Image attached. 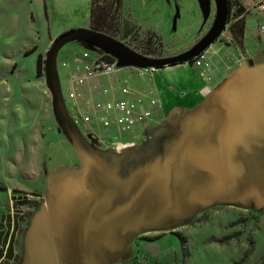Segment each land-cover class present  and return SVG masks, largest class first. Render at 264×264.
<instances>
[{
    "label": "rangeland",
    "instance_id": "rangeland-1",
    "mask_svg": "<svg viewBox=\"0 0 264 264\" xmlns=\"http://www.w3.org/2000/svg\"><path fill=\"white\" fill-rule=\"evenodd\" d=\"M49 1L64 10L58 17L61 23L72 22L76 28L92 29L88 14L90 0ZM244 1H231L226 25L213 42H221L231 51L230 46L236 48L235 54L229 56L236 69L255 66L257 63L252 60L264 42L259 28L246 29L247 16L255 13L252 8L259 0L253 4ZM95 5L96 18L103 24L99 32L151 58L175 56L193 48L209 33L220 12L218 0H95ZM28 6L23 0H0V214L6 219L13 202L18 203L19 209L15 212L19 213L15 215H19L21 223L16 258L5 259L4 264H20L23 258L26 233L40 204L45 201L40 188V172L46 169V163L50 168L59 161L74 163L72 142L65 127L74 128L75 137L88 143H92L94 137L100 138L96 146L103 149L115 145L119 149L125 144L151 146L149 134L157 138L166 120L176 124L182 117L180 105L164 98V89L161 95L152 91L153 78L168 67H177L179 73H198L202 78L208 77L210 69L198 65L195 59L154 69L152 66L124 65L109 74L96 71L79 83L74 78L81 76L85 65L92 66L101 57L120 60L125 54L117 48L108 51L91 40L70 39L61 45L54 60L63 106L71 124L64 127L55 110L47 74L49 50L62 33L49 41L42 36L39 49L33 47L24 51L34 39L38 40L31 29ZM69 6L76 10L67 13L65 8ZM240 8L243 12L237 17ZM240 18L245 20L243 37L236 25ZM213 44L203 53L205 60L210 62V55L217 53ZM39 54L44 57L42 76L36 74ZM243 84L250 86L245 80ZM126 86L131 93L123 92ZM40 91H46L44 96ZM71 92H76V97L71 98ZM210 94L201 95L206 100ZM126 95L137 102L140 110L151 99H156L152 119L137 124L132 128L136 129L134 132L115 125L105 127L97 122L95 108L99 103L117 101ZM245 95L244 91L238 92V105L248 101ZM72 108L92 115L91 123L74 125ZM53 123L60 130L55 129V145L47 130ZM248 126L256 127L257 124L244 122L238 129L243 133ZM215 138L213 147H198L169 137L164 154L162 147L154 150L155 159L149 169L133 170L136 177L131 181L129 172L123 174L121 181L126 193L135 189L133 197L136 203L140 201V214L144 217L150 214L151 220L148 226L133 232V239L119 264H263L264 210L250 207L264 205V141L259 139L262 144L253 146L237 145L235 150L229 151L218 145L217 132ZM240 141H244L243 138H239ZM58 145L61 150L69 147L70 154L64 152L58 156L60 153L54 149ZM226 153L236 156L227 160L223 158ZM61 168L66 169L65 165ZM119 168L130 171V162ZM181 188L193 190L195 194L189 192L188 202L179 205L172 201L171 193ZM18 198L23 199V204L16 200Z\"/></svg>",
    "mask_w": 264,
    "mask_h": 264
},
{
    "label": "crops",
    "instance_id": "crops-1",
    "mask_svg": "<svg viewBox=\"0 0 264 264\" xmlns=\"http://www.w3.org/2000/svg\"><path fill=\"white\" fill-rule=\"evenodd\" d=\"M23 1L29 5L31 29H33L35 36H38V40L34 39L24 51L29 48L32 50L33 47L39 49L42 36H44L45 41H49L59 33L72 29V27L76 28L72 22L61 23V19L58 17L64 14L62 13L64 10L53 3L50 4L49 0ZM257 1L245 0L244 2L253 4ZM91 5L92 0H90V13L88 11L90 24ZM65 9L67 13H72L73 10H76V7L71 8L69 6ZM252 12L255 13L249 14L246 20V29L248 30L254 27L260 28L264 24V9L255 5ZM84 25L87 26V24ZM213 46H215L214 50L217 53L210 55L211 62L207 78H202L198 73L188 74L186 71L179 73L176 71L177 67H168L162 73L157 74L153 78L154 83L152 86L150 85L152 91L160 95L162 89H164V98H168L171 101L170 103L175 102V104L180 105L181 119L187 115L182 126L189 129H211L216 122L222 124V121L223 123L228 121L227 119H231L230 116L235 115L237 112L236 91L231 93L230 82L232 80L230 77L239 68L236 69V64L229 58L230 55L235 54L236 51L234 50L236 48L230 46L233 50L231 51L221 42H216ZM206 50L203 52H206ZM254 59L252 61L257 64L248 66V68L255 69L260 66L259 75H257L258 72L252 71L250 75L245 73L244 76L245 80L251 82V85L254 86L253 96L257 100L255 105L247 107L246 112L260 114L262 125H264V42L260 52L255 54ZM145 86L148 87V85ZM206 86L210 88L209 92L211 93L208 97L211 98L208 105L205 103L207 99H203L201 95ZM45 93L46 91H40L42 96ZM201 100L203 103H201ZM145 106L151 108L154 112V105H151L150 102ZM227 116L228 118H226ZM210 122L214 125H211ZM232 122L233 120H230L229 124L224 125V129H228L229 137L235 138V118L234 123ZM201 124L211 126L201 127ZM54 127L53 123L47 130L48 135L52 136L51 141L55 145L57 139L55 129L57 132H60V130L58 127ZM130 130L134 132L136 129ZM99 139L97 137L91 139L92 143L90 144L95 149L104 152L109 150L122 152V149H117L115 144L113 145L116 147L106 146L104 149L96 146L100 143ZM128 142L129 144L132 143L129 140ZM71 147L72 154H74V163L68 164L59 161L51 168L46 163V169L42 174L40 172V188L44 192L43 199L45 201L40 204L38 210V212L40 211V223L36 227L35 234L29 236L28 233L33 220L26 233L24 254L20 264H119L120 259H123L125 255L123 220L121 226H119L117 218L108 217L106 219V217L101 216V213L105 211L101 210L105 202V207H108L107 200L104 199L101 192L94 195L90 181L82 175V159L73 144H71ZM54 149L55 152L60 153L58 156L63 155L64 152L70 154L69 147H64L61 150V145H58ZM63 165L66 169L61 168ZM16 200L23 201L19 198ZM43 205H46V207L43 208ZM18 206V203L13 202L12 211L5 216L6 219H3V214H0V261H3V263H5V259L14 260L16 258L17 232L21 228L19 215H15L19 213V211L15 212L16 209H19ZM250 208L254 209V207ZM258 209L264 210V208H256V210ZM10 244H12L14 252L12 257H9L6 253ZM1 249L3 252H1Z\"/></svg>",
    "mask_w": 264,
    "mask_h": 264
},
{
    "label": "water",
    "instance_id": "water-1",
    "mask_svg": "<svg viewBox=\"0 0 264 264\" xmlns=\"http://www.w3.org/2000/svg\"><path fill=\"white\" fill-rule=\"evenodd\" d=\"M218 2L220 6V12L218 19L214 24V26L212 27V29L193 48L179 55L165 57V58L145 57L126 48L115 39L114 40L120 45L119 47H107L105 45L103 46L108 51H112L115 48H117L122 53L125 54V57H122L123 59L118 60L119 66L135 65V66L158 67L169 64L188 62L191 59L198 56L199 54H201L203 51H205L214 42V40H216V38L220 35L222 30L224 29L228 18L229 5L227 0H218ZM77 33H87L89 35L94 36V35H102L103 32H99L97 30L89 29V28L69 29L63 32L55 39L49 50L48 58H47L48 82L52 88L56 113L59 116V120L62 122V124H64V127L65 125L70 127L71 124L69 121V117L67 116L65 107L63 106L62 94L59 86V78L54 63L56 53L58 52V49L61 47V45L70 39L82 38L98 43L97 41H94L93 39L88 37H75ZM53 48L55 50L53 56L50 58V52ZM134 56L137 57L141 62H137L136 61L137 59L135 58L136 59L135 60ZM50 66L54 70V74L56 76L55 84L57 91L53 84L52 76L49 70ZM260 69H261L260 66L256 67L255 69L243 67V69H239L232 73V77H230V79L232 80L230 82V90L231 93H233V91H236L235 101L237 106V112L235 115H231L230 116L231 119L230 118L227 119L228 121L224 123L222 121V124H220V122H216L214 125L212 122H210L211 125H214V127H212L211 129H197V128L189 129L186 128L185 126H182L183 120L186 119L187 117L186 115L182 119L180 118V120L176 124H174L170 120H166V123H164L165 125L159 129L157 133V138L153 134H149L148 138L150 142H152L151 146H148V144L143 146L127 145L122 149V152L114 151V150H109L104 152L95 149V147L92 144L88 143L83 138L78 136L75 137L76 130L74 128L65 127L66 133L70 137L72 144L74 145L77 153L82 159V166H83L82 175L84 177H87L88 180L90 181L94 195H97L98 192H101L104 199L107 200L108 207H105L106 204L105 202L104 203L105 208L104 207L101 208V210H105V211L104 213H101V216L106 217V219L108 217L112 219L117 218L119 226H121V222L123 220V227H124L123 242H124L125 250L129 242L132 241L133 239V232L136 230H140L143 226H148L151 220L150 219L151 216L150 214H148L144 217L140 214V209H141L140 201L138 200V203H136V200L133 197L135 189L133 188L128 193H126L124 188V183L121 181L124 178L123 174L129 172V177L131 178L130 179L131 181L136 177V175L132 174L133 170H137L139 167L143 169H149L155 159L154 150L159 147H162L161 150L162 153L164 154L166 152V149L168 148L169 143L167 140L169 137L174 138V140H186L187 143H189V146L199 145L198 147H202V146L213 147L215 145L214 141L216 140L215 133L217 132L220 137V142H218V145L225 147V149L228 148L229 151H231V149L235 150L237 145L246 144L253 146L255 144H262L261 142H259V139H261V141H264V125H262L261 115L256 113L246 112L247 107L251 105L252 106L255 105L256 103L255 101L257 99L254 98L253 96L254 86L251 85V82L246 81L244 76L245 73L250 75L252 71L258 72L260 71ZM257 75H259V72L257 73ZM244 80L250 84L249 88L243 84ZM239 91H244V93L246 94L245 96L248 99V101L245 102V104L243 105H238ZM210 101L211 98H208L205 103L208 105L210 104ZM241 115H244L245 117H242ZM217 117L219 116L217 115ZM226 118H228V116ZM234 118L236 123L235 124L236 135H234L235 138L233 137L230 138L228 129H224V128L227 124H229L230 120H233L232 123H234ZM71 121L74 125H76L74 120L71 119ZM244 122L245 123L248 122L249 125L252 124L255 125L256 123L257 126L256 127L248 126L245 129H243V133H242L238 129V125L240 124L242 125ZM211 125L201 124L200 126L203 127V126H211ZM161 137L162 139H160ZM239 138L240 139L243 138L244 141L238 142ZM223 156L224 159L229 160L231 158H234L236 155L235 153L234 154L226 153ZM105 160H108L109 163H107ZM129 162H130V169H129L130 171L119 168V166H124ZM132 162H135V164H133ZM110 164H113V166H111ZM222 172H228V170H223ZM138 190L139 188H137L136 191L138 192ZM233 191L235 192L234 189ZM189 192L191 194H195L193 190L187 191V189L184 190L181 188L176 193H171V199L173 202L175 200V203L182 205L183 203L188 202V196H190ZM182 199L184 200L183 202H181ZM99 204L101 205V202ZM259 206L260 207L256 206L254 208H264V205L262 203ZM44 207H46V205H43V208ZM39 216H40V211L33 219L32 227L28 232L29 236L31 234H35L36 227L40 223ZM129 224L132 225L134 224V226H130Z\"/></svg>",
    "mask_w": 264,
    "mask_h": 264
},
{
    "label": "built area",
    "instance_id": "built-area-1",
    "mask_svg": "<svg viewBox=\"0 0 264 264\" xmlns=\"http://www.w3.org/2000/svg\"><path fill=\"white\" fill-rule=\"evenodd\" d=\"M258 6L264 9V0H259ZM233 9H235V5H233ZM259 30L260 33L264 35V24L260 26ZM203 53L204 52L199 54L202 55L201 57L198 55L193 59H195V62L198 65L210 67V61L205 60V55ZM152 68L154 69V67ZM119 69L120 66L118 65V60L101 57L96 59L92 66L89 64L85 65L83 69L84 72L81 76H76L74 79H76L79 83H83L88 75H92L96 71L103 74H109L112 71ZM209 91L210 88L206 86L202 90V93H207ZM123 92L126 94L131 93L128 86L123 88ZM69 95L71 98H74L76 97V92H71ZM150 104H157V100L151 99ZM72 110L73 120L76 124L84 123L85 125H89L93 120L92 115L80 112L79 108H72ZM95 110L97 111L95 115L97 122L102 123L105 127H112L115 125L121 130H130L139 123L149 121L154 115L153 110L145 105L144 107L142 106L140 110L137 106V102L127 95L117 101L99 103ZM125 146L126 145L120 146L119 149H123Z\"/></svg>",
    "mask_w": 264,
    "mask_h": 264
},
{
    "label": "trees",
    "instance_id": "trees-1",
    "mask_svg": "<svg viewBox=\"0 0 264 264\" xmlns=\"http://www.w3.org/2000/svg\"><path fill=\"white\" fill-rule=\"evenodd\" d=\"M116 2L120 1V0H115ZM233 0H228V3H229V10L231 9L232 7V2ZM96 8L97 6L95 5V0H92V5H91V27L92 29L94 30H97V31H102V25L96 18ZM243 12V9H238V11L236 12V16L239 17L240 14H242ZM236 25H238V33L240 36H244V33H245V20H241L238 19V21L236 22ZM193 59H191L192 61ZM36 68H37V75L38 76H42L43 73H44V70H45V66H44V57H43V54H39L38 58H37V62H36ZM21 201V200H19ZM21 204H23V201H21ZM1 252L2 249H1ZM7 255L9 257H12L14 252H13V247H12V244L9 245V248L7 249ZM0 264H4L3 261H0ZM264 264V262H263Z\"/></svg>",
    "mask_w": 264,
    "mask_h": 264
},
{
    "label": "bare ground",
    "instance_id": "bare-ground-1",
    "mask_svg": "<svg viewBox=\"0 0 264 264\" xmlns=\"http://www.w3.org/2000/svg\"><path fill=\"white\" fill-rule=\"evenodd\" d=\"M75 37H88V38H91L93 39L94 41H97L98 43L102 44V45H105L107 47H119L120 45L114 40L112 39L111 37L107 36L106 34H103L102 35H89L87 33H77L75 35ZM54 48L51 50L50 52V58L53 56V53H54ZM137 60H136V59ZM134 59L137 61V62H141L137 57L134 56ZM49 70H50V73H51V76H52V80H53V84L55 86V89L57 91V88H56V84H55V74H54V70L51 68V66L49 67ZM218 137V136H217ZM231 138V137H230ZM220 141V140H218ZM238 151V150H237ZM167 155V154H166ZM164 159V158H163ZM226 169V168H225ZM189 200V199H188ZM184 200L182 199L181 202H183ZM191 201V200H190ZM192 202V201H191ZM199 205V204H198ZM197 205V206H198ZM120 231V230H119Z\"/></svg>",
    "mask_w": 264,
    "mask_h": 264
}]
</instances>
